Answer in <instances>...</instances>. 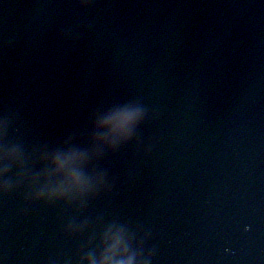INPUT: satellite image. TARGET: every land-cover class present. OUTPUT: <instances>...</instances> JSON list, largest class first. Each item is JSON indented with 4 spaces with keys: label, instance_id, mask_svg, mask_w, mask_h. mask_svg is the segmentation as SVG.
Wrapping results in <instances>:
<instances>
[{
    "label": "clouds",
    "instance_id": "clouds-1",
    "mask_svg": "<svg viewBox=\"0 0 264 264\" xmlns=\"http://www.w3.org/2000/svg\"><path fill=\"white\" fill-rule=\"evenodd\" d=\"M141 119V112L137 108L101 115L95 121L93 143L114 150L118 143L130 138ZM5 129L6 124L0 121V137ZM91 159L90 153L76 147L43 153L40 163L44 166V172L32 181L35 184L43 179V185L34 193V198L52 202L82 201L94 196L103 184V177L94 179L86 173ZM19 160L20 155L15 149L0 146V178L8 175L11 161ZM8 191L9 185L0 183V192L6 194ZM81 264H139V260L126 234L120 228L111 226L100 238L98 254L90 253L82 259Z\"/></svg>",
    "mask_w": 264,
    "mask_h": 264
}]
</instances>
